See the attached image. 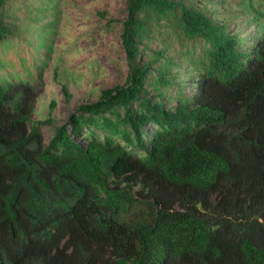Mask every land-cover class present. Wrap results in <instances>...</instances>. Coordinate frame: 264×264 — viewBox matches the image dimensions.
I'll return each mask as SVG.
<instances>
[{"label": "trees", "instance_id": "16d2710c", "mask_svg": "<svg viewBox=\"0 0 264 264\" xmlns=\"http://www.w3.org/2000/svg\"><path fill=\"white\" fill-rule=\"evenodd\" d=\"M124 3L125 82L67 121L0 83V264H264V25L232 32L202 0Z\"/></svg>", "mask_w": 264, "mask_h": 264}, {"label": "rangeland", "instance_id": "374dc122", "mask_svg": "<svg viewBox=\"0 0 264 264\" xmlns=\"http://www.w3.org/2000/svg\"><path fill=\"white\" fill-rule=\"evenodd\" d=\"M202 3L232 32L252 34L264 25L248 0ZM7 7L13 32L0 41V83H25L37 92L34 119L65 122L80 103L95 101L101 90L124 84L128 69L120 41L128 15L124 0H8ZM159 45L155 39L150 44ZM187 67L186 61L183 74ZM53 130L42 126L45 140Z\"/></svg>", "mask_w": 264, "mask_h": 264}]
</instances>
